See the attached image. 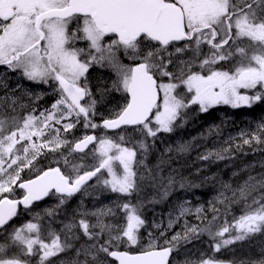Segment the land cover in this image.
<instances>
[{"label":"snow or ice","instance_id":"6c2138e0","mask_svg":"<svg viewBox=\"0 0 264 264\" xmlns=\"http://www.w3.org/2000/svg\"><path fill=\"white\" fill-rule=\"evenodd\" d=\"M0 66L20 72L29 81L54 82L57 95L49 108L39 114L32 108L24 115L17 112L15 98H0V231L7 232L21 206L28 210L50 195L58 203L44 211L55 217L93 178L127 198L115 203L120 216L111 207L76 213L60 231L49 227L47 237L42 234L43 217L35 213L33 220L7 232L0 244V264H29L24 257L32 256L38 257L37 264H52V257L75 247L72 240L80 237L74 230L87 239L75 247V256L67 264H172L181 241L190 242L201 233L212 239L214 253L264 233V176H249L239 189L245 210L234 223L216 226L217 216L208 220L200 206L195 213L198 220L207 221L203 228L186 224L170 239L166 230L161 231L163 245L149 232L146 246L139 251L121 250L141 244L140 230L146 221L139 194L162 188L166 197L176 182L172 175L161 174L160 164L146 163L159 134L173 132L192 105L203 113L219 104L239 108L264 101V0H0ZM93 66L113 74L110 83L99 84L95 92L87 76ZM112 93L120 95L122 104L98 125L93 120L97 105ZM81 121L92 129L133 127L142 137L136 142L140 158L137 147L125 145L124 135L120 142L95 135L70 141L62 135ZM253 142L264 143V124L243 140ZM90 144L96 145V162L85 165L87 154L79 158L74 154L85 153ZM186 150V145L178 148ZM49 153L59 159L38 167V158ZM25 169L36 174L22 179ZM16 189L22 190V196L16 198ZM249 196L251 203H247ZM190 211L180 206V216ZM88 215L96 222L90 223ZM109 216L114 223L105 222ZM173 223L169 220V229ZM9 248L16 252L8 254ZM185 264L225 262L201 254L199 260ZM239 264H264V252Z\"/></svg>","mask_w":264,"mask_h":264},{"label":"rangeland","instance_id":"374dc122","mask_svg":"<svg viewBox=\"0 0 264 264\" xmlns=\"http://www.w3.org/2000/svg\"><path fill=\"white\" fill-rule=\"evenodd\" d=\"M189 54L185 53L184 57L186 58ZM88 81L90 87L95 92L96 87L103 83L108 84L110 83L111 79L113 78V74L110 69L107 68H100L98 66H93L89 69V73L87 74ZM54 82H50L49 84H40L33 81L27 80L25 77L21 75L20 72H12L11 70H8L5 66L0 67V98H15L17 100V110H24L27 109L29 106V103L31 104H39L43 100L46 99V97L49 95L52 97V101L46 105H38L35 107L37 109V113L39 114V111H42L46 108H49L51 104L57 99V95L53 92ZM244 91V90H242ZM37 95H40L41 98L39 100H36L35 97ZM122 104V100L120 98V95L117 93H112L107 99L99 103L97 105V114L93 117H111L113 110L118 107V105ZM22 105V107H21ZM224 105V104H219ZM194 108H199L197 105H193ZM32 109V108H31ZM184 118V117H183ZM182 121H178V125ZM92 128H85L84 126H75L69 133H62V135H66L67 138L71 141L73 139H80L84 135H87L88 133H92ZM97 133L98 138L101 137H108L113 140L119 141L120 135H124L125 140L124 143L126 146L132 147L135 146L138 149V144L136 143L138 140L142 139L141 134L139 131H136L133 129H123L121 131H118L116 133H110L106 130H104L102 127H97ZM172 133V132H171ZM169 134V133H168ZM169 142H165L162 137L159 134L158 140L161 141V144H156L154 147L152 146L150 150H153V154L156 155V160L160 159L163 156H167L168 154H171L173 150L178 151L179 146L181 143H173L171 138H167ZM152 143V142H149ZM96 145L89 149L85 153H75L74 155L79 158L81 156H85L84 161H82L85 165H91L96 162V156H95V149ZM204 148V152H200L199 155H206L209 152H212L213 155L216 153V145L214 147V150H209V146H204V144H198L195 145L194 148ZM209 150V151H208ZM150 152V151H149ZM211 156L208 160L201 159V162L203 164L206 163H216V161H224L225 157L223 159H218L215 156ZM49 161H54L55 159H59L58 154H47ZM149 156L146 163L152 167L153 164L149 161ZM140 158L139 149H138V159ZM43 156L38 158V167H43L44 162L42 161ZM170 159V158H168ZM41 160V161H40ZM216 160V161H215ZM81 162V161H77ZM143 170L142 167L140 169ZM24 172L31 173V176H34L35 170L29 171L28 169H25ZM23 172V173H24ZM22 173V174H23ZM104 176L107 175L106 172L103 173ZM186 192V191H184ZM182 192L181 194L170 196V193L165 197L167 198L165 201L168 200L167 210H163V208H157L156 206H149L156 197V189H146L145 191L141 192L139 194L140 201H143L145 204V201L147 206L142 208V215L143 218L146 221V224L148 226H144L140 230L141 233V244L138 247V251L146 246L148 242V233L151 232L156 238L160 245H163V240L165 237L168 239L171 238L174 234L178 232V229L181 226V223L188 224V219L190 220V226L191 225H197V214L195 213L196 207H203L202 203L197 202L194 199H191L188 196V194H184ZM21 194V191L19 189H16L15 195L18 196ZM137 198L136 195H133L132 202L134 203V198ZM126 197H123L119 193H113L109 189L104 188L101 184H97L96 179L93 181L92 184L87 186V188L78 196V197H72L67 200V202L61 206V208L57 211V215L53 218H50L46 216L45 209L54 207L57 203V197L51 196L49 200L38 204L32 209L27 210L24 212V215L16 221L14 226L8 227L7 232H10L12 228L14 227H20L23 224L27 223L28 221L33 220V216L35 213H40V215L43 217V219L40 221L42 225V234L47 237V230L49 227L53 230L60 231L63 228V224L67 223L69 220H71L73 214L80 213V212H95L97 209L105 208V207H111L113 208L118 216L122 215L120 213L119 209L115 208V203L117 201L123 202ZM151 201V202H150ZM137 202V199L135 200V203ZM145 204V205H146ZM183 205L184 207H187L191 209L190 212L186 213L183 216H180V206ZM242 215V214H241ZM238 216L232 217L231 220H228L227 222L229 224L234 223V219L238 218ZM79 216H77V219ZM90 223H95L96 218L92 215H88L86 217ZM106 223H114L115 220L113 217H105L104 218ZM169 220H173L174 223L172 227L168 228ZM35 222V221H34ZM224 223V222H223ZM222 223V224H223ZM155 224H159L160 228L154 227ZM221 224V225H222ZM150 227V228H148ZM182 228V227H181ZM166 230V231H165ZM77 235H79V240H72V243L75 247H79L80 244L84 243L86 241V237L83 236L82 232L79 230H74ZM165 231V237L160 236V232ZM7 232L3 231L0 234V244L4 243L7 238ZM235 232H233V235ZM227 235H225V238H227ZM191 241V240H190ZM213 241H208L207 244L204 243L203 240L196 241V242H181L178 246L177 250L175 251L174 258L172 260V264H185V261H192L195 262L200 259L201 254L204 255H213L217 259L224 261L225 264H231V262H235V264H239L241 260L248 261L249 259H257L260 257L262 252H264V233H257L253 234L250 238L246 239L245 241H238L232 245H229L227 247H224L220 250L218 253H214L211 248V244ZM75 247L73 249L68 250L65 253H61L56 257L51 258L52 264H61V262H64V264H67L68 261L74 258L75 256ZM136 248V247H133ZM121 249H124L123 246ZM126 249V248H125ZM12 254L16 252L15 249L9 248L7 250L8 254ZM36 257V256H32ZM38 258V257H36ZM27 259L28 261H30ZM114 264H117L116 261H114Z\"/></svg>","mask_w":264,"mask_h":264},{"label":"trees","instance_id":"16d2710c","mask_svg":"<svg viewBox=\"0 0 264 264\" xmlns=\"http://www.w3.org/2000/svg\"><path fill=\"white\" fill-rule=\"evenodd\" d=\"M52 97H46L39 104L29 103V107L24 110H17L21 115L27 114L31 108L38 105H46L52 101ZM103 117L93 118L98 125L101 124ZM182 122L174 128L172 133H160L165 142H172L186 145V151H175L167 156H163L156 160L153 150H150L149 161L153 166L160 164L162 175H172L175 178V184L170 189V196L186 193L187 197L203 204L204 212L202 215L207 216L211 220L213 215L217 216L216 226L223 222L231 220L232 217L243 214L245 210V200L240 197L239 189L245 185L249 176L259 179L264 176V143L244 144L243 140L250 138V135L258 131V125L264 124V101L252 104L251 107L233 108L231 105H219L210 108L208 112H200L199 108H190L185 110ZM83 126V121L77 124ZM97 128L92 132L97 133ZM243 134V135H242ZM151 142V141H149ZM155 144H161L156 139ZM204 144L209 146V150H214L216 145V153H220L225 157L224 161H216V163L201 162L199 155L204 152V148H194L195 145ZM155 145H153L154 147ZM208 150V151H209ZM213 156L216 155L214 154ZM170 158V159H168ZM41 161V160H40ZM43 167L49 166L52 161L48 160V156H43ZM52 166H55L54 164ZM31 173L24 172L21 174L22 179L31 178ZM207 178V179H206ZM185 186L180 187L181 184ZM163 189H156L155 199L149 203L157 208L167 210L168 200L162 196ZM223 193V196L220 194ZM235 193V195H234ZM257 195L256 192L252 196ZM21 194L16 196L20 197ZM252 196L247 198V203H251ZM219 198V199H218ZM137 198H134V203ZM147 201H145L146 204ZM143 203V208L147 206ZM215 208L218 211L213 212ZM23 215L20 210L18 217L12 223L14 225ZM191 220V216L189 217ZM190 220L188 224L190 226ZM197 225L201 228L205 226L207 221L196 220ZM181 223L178 232H182L185 228ZM145 226H148L145 225ZM182 227V228H181ZM150 228V227H148ZM215 230V227L213 228ZM203 240L205 244L212 241L210 236L204 232L198 237L191 239L189 243ZM183 242V241H181ZM129 250L136 251L138 247Z\"/></svg>","mask_w":264,"mask_h":264},{"label":"water","instance_id":"95a60500","mask_svg":"<svg viewBox=\"0 0 264 264\" xmlns=\"http://www.w3.org/2000/svg\"><path fill=\"white\" fill-rule=\"evenodd\" d=\"M123 127H127V126H122L121 128H123ZM130 127H131V126H130ZM121 128H118V129H106V130H108V131H117V130H119V129H121ZM90 135H95V136H96L95 133H92V134H90ZM96 137H97V136H96ZM92 145H93V144H90V145L88 146V148L85 149V151H87ZM93 179H94V178H93ZM91 181H92V180H91ZM89 182H90V181H89ZM89 182H88V183H89ZM76 194H78V193H76ZM76 194H75V195H76ZM46 198H47V197H45L43 200H45ZM43 200H41V201H43ZM41 201L34 202V204L39 203V202H41ZM34 204H33V205H34ZM33 205H32V206H33ZM21 207H22V206H21ZM22 208H23V207H22ZM14 218H15V217H14ZM14 218H13V219H14ZM10 222H11V221H10ZM10 222H9V223H10ZM117 263L119 264L118 261H117Z\"/></svg>","mask_w":264,"mask_h":264},{"label":"flooded vegetation","instance_id":"af4514ba","mask_svg":"<svg viewBox=\"0 0 264 264\" xmlns=\"http://www.w3.org/2000/svg\"><path fill=\"white\" fill-rule=\"evenodd\" d=\"M204 51H207V48L205 47L204 48ZM0 67H2V66H0ZM4 67V66H3ZM6 67V66H5ZM11 254H12V252H11ZM31 259H30V261H29V264H37V260H38V258H36V257H30ZM24 259H29V257H24Z\"/></svg>","mask_w":264,"mask_h":264},{"label":"bare ground","instance_id":"6f19581e","mask_svg":"<svg viewBox=\"0 0 264 264\" xmlns=\"http://www.w3.org/2000/svg\"><path fill=\"white\" fill-rule=\"evenodd\" d=\"M207 179V178H206Z\"/></svg>","mask_w":264,"mask_h":264}]
</instances>
